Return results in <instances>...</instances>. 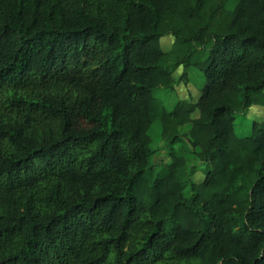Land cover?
Here are the masks:
<instances>
[{
	"label": "trees",
	"instance_id": "trees-1",
	"mask_svg": "<svg viewBox=\"0 0 264 264\" xmlns=\"http://www.w3.org/2000/svg\"><path fill=\"white\" fill-rule=\"evenodd\" d=\"M179 67L204 84L168 110ZM251 106L264 0H0V264H264Z\"/></svg>",
	"mask_w": 264,
	"mask_h": 264
},
{
	"label": "rangeland",
	"instance_id": "rangeland-1",
	"mask_svg": "<svg viewBox=\"0 0 264 264\" xmlns=\"http://www.w3.org/2000/svg\"><path fill=\"white\" fill-rule=\"evenodd\" d=\"M173 43V37L170 35L164 36L160 40L161 49L163 51L170 50ZM185 70L179 67L173 74L176 81L174 89L172 91L157 89L155 90V95H157L160 100L165 104L168 110L172 109L174 103L177 100H190L191 102H196L200 94V87L204 84V78L201 76L200 72L192 67L186 70V81L180 77L183 75ZM198 112L195 111L192 114V118H196ZM264 119V108L260 106H251L244 114L237 115L235 120V133L239 137L247 136L252 132V123L254 121L261 122ZM190 127V124H186L181 127V131H186ZM148 134L152 138V148L156 151V157L154 162L160 166L163 163L168 162L165 142L160 138V128L157 123L151 125ZM188 160L192 165L200 167L198 160L195 159L191 154H188ZM159 167L155 168L153 176L157 174ZM203 179V174L200 169L195 174L193 180L195 182H200Z\"/></svg>",
	"mask_w": 264,
	"mask_h": 264
}]
</instances>
